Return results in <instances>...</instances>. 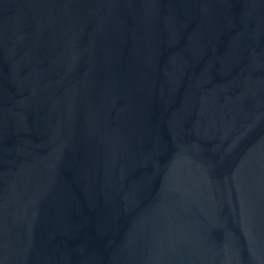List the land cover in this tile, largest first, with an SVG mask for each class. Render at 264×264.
<instances>
[{"label":"water","instance_id":"water-1","mask_svg":"<svg viewBox=\"0 0 264 264\" xmlns=\"http://www.w3.org/2000/svg\"><path fill=\"white\" fill-rule=\"evenodd\" d=\"M0 264H264V0H0Z\"/></svg>","mask_w":264,"mask_h":264}]
</instances>
